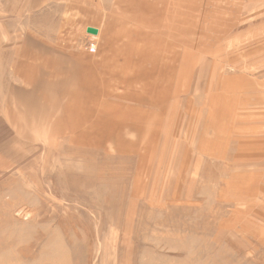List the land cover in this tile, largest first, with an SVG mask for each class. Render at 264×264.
<instances>
[{"label": "rangeland", "instance_id": "obj_1", "mask_svg": "<svg viewBox=\"0 0 264 264\" xmlns=\"http://www.w3.org/2000/svg\"><path fill=\"white\" fill-rule=\"evenodd\" d=\"M71 1L60 0L62 10L73 7L62 22L93 19L92 0ZM126 1L104 8L124 13ZM10 2L14 15L25 13L26 0H0V10ZM61 36L86 41L85 32ZM228 44L221 55L241 61L243 39ZM204 68L187 94L157 108L165 127L156 144L134 143L148 138L131 133L122 143H85L96 138L71 134L61 107L38 117L25 106L12 127L0 115V264H264V159H247L244 142L238 153L229 145L227 105L215 113L213 85L195 86ZM245 71L237 61L220 69Z\"/></svg>", "mask_w": 264, "mask_h": 264}, {"label": "crops", "instance_id": "obj_2", "mask_svg": "<svg viewBox=\"0 0 264 264\" xmlns=\"http://www.w3.org/2000/svg\"><path fill=\"white\" fill-rule=\"evenodd\" d=\"M95 1L93 19L63 22L62 12L68 15L73 7L62 10L60 0H26L24 14L14 15L11 2L0 10V115L7 127L13 118L23 120L25 106L40 111L38 117L61 107L67 113L61 118L72 120L71 134L96 138L85 143H122L131 133L148 138L134 143L156 144L158 129L165 127L157 108L167 110L163 105L171 98L187 94L203 64L211 68L200 71L195 86L210 92L213 85L215 113L227 105L235 132L229 145L238 153L244 142L247 159H264V0H127L124 7L132 8L124 13ZM66 29L85 32L86 41L77 46L76 39L61 36ZM240 39L241 61L221 55L224 41L234 47ZM93 41L95 52L89 50ZM223 61H237L246 71L226 76L220 72Z\"/></svg>", "mask_w": 264, "mask_h": 264}, {"label": "built area", "instance_id": "obj_3", "mask_svg": "<svg viewBox=\"0 0 264 264\" xmlns=\"http://www.w3.org/2000/svg\"><path fill=\"white\" fill-rule=\"evenodd\" d=\"M96 49H97V44H96V42H91L90 44H89V50L91 51V52H95L96 51Z\"/></svg>", "mask_w": 264, "mask_h": 264}, {"label": "bare ground", "instance_id": "obj_4", "mask_svg": "<svg viewBox=\"0 0 264 264\" xmlns=\"http://www.w3.org/2000/svg\"><path fill=\"white\" fill-rule=\"evenodd\" d=\"M226 79H227V77H226ZM230 85H231V84H230ZM226 89H228V88H226ZM226 96H227V95H226ZM226 96H225V97H226ZM225 97H223V98H225ZM221 100H222V99H220V101H221ZM223 100H224V99H223ZM224 101H225V100H224ZM224 101H223V102H224ZM204 102H205V101H204ZM204 102H203V103H204ZM210 104H211V103H210ZM230 104H231V102H230ZM230 104H229V105H230ZM219 105H220V103H219ZM221 105H222V104H221ZM221 105H220V106H221ZM222 107H223V106H222ZM230 107H232V106H230ZM227 108H228V107H227ZM224 109H225V108H224ZM229 109H230V108H229ZM230 111H231V110H230ZM223 112H224V111H223ZM226 114H227V113H226ZM220 115H221V114H220ZM227 115H228V114H227ZM229 117H230V116H229ZM224 118H225V117H224ZM228 121H229V120H228ZM230 133H231V132H230ZM230 138H231V137H230ZM225 156H226V155H225ZM234 158H235V156H234ZM243 179H245V178H243ZM230 184H232V183H230Z\"/></svg>", "mask_w": 264, "mask_h": 264}, {"label": "water", "instance_id": "obj_5", "mask_svg": "<svg viewBox=\"0 0 264 264\" xmlns=\"http://www.w3.org/2000/svg\"><path fill=\"white\" fill-rule=\"evenodd\" d=\"M88 32L96 34L97 33V29L89 27L88 28Z\"/></svg>", "mask_w": 264, "mask_h": 264}]
</instances>
